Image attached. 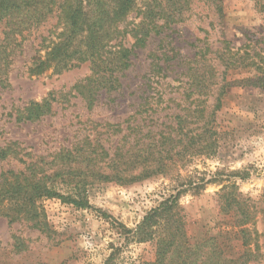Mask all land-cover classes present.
Returning <instances> with one entry per match:
<instances>
[{"label": "rangeland", "instance_id": "rangeland-1", "mask_svg": "<svg viewBox=\"0 0 264 264\" xmlns=\"http://www.w3.org/2000/svg\"><path fill=\"white\" fill-rule=\"evenodd\" d=\"M159 1H135L120 22V28H128L126 46L135 42L144 10L158 11ZM180 1L183 10L176 21L165 22L158 14L153 22L159 31L153 29L143 46H134L122 86L99 90L92 106L75 87L91 74L89 61L33 71L39 49L42 58L49 50L41 46L42 38H49L47 45L61 40L64 25L56 14L26 31L21 47L2 54V61L10 63L3 65L0 83V147L17 144L16 152L0 159V175L24 169L31 160H51L57 151L80 146L86 138L113 150L124 134L133 142L136 127L146 133L175 124V115L184 114L198 97L190 93L192 74L213 66L221 80L226 66L219 55L224 50L231 64L225 76L232 84L216 114L220 143L214 155L196 156L170 174L132 184L94 181L87 187L85 207L44 198L46 226L41 230L25 220L9 224L0 216V264L153 261L155 242L132 240L128 230L190 179L206 182L179 199L188 234L199 243L194 245V264H264V0ZM70 58L77 62L75 55ZM45 99L52 100L48 114L18 119L30 102ZM117 123L122 132L114 127ZM61 192L67 194V189ZM234 195L237 201L228 205L226 198ZM14 235L23 242L22 249L15 247Z\"/></svg>", "mask_w": 264, "mask_h": 264}, {"label": "trees", "instance_id": "trees-1", "mask_svg": "<svg viewBox=\"0 0 264 264\" xmlns=\"http://www.w3.org/2000/svg\"><path fill=\"white\" fill-rule=\"evenodd\" d=\"M135 1L0 0V83L4 82L3 65L10 63L2 61V54L21 47L26 31L39 27L56 14L58 23L64 25L58 33L61 40L47 45L49 38H42L41 46L49 50L42 58L39 49L34 57L33 71L47 69L51 65L71 68L89 61L91 74L75 87L92 106L99 90L109 92L122 86L121 75L131 65L134 46H143L153 29L159 31L153 22L157 15L160 14L165 22L176 21L183 10L180 0H161L156 12L151 7L146 8L144 20L136 25L137 31L133 34L135 42L129 47L123 39L128 28H120V22L124 21ZM18 36L21 41H18ZM74 55L77 62L70 58ZM226 55L224 50L219 56L227 70L231 64ZM226 70L223 76L221 74V80L213 66L207 71L192 74L193 89L190 93L198 97L184 108V114L175 115V124L164 123L165 128L158 132L148 130L144 133L136 127L132 131L135 133L134 141L130 142V134H124L113 150L99 140L86 138L80 146L57 151L51 160H31L24 169L2 171L0 216L6 217L9 224L25 220L33 228L41 230L46 226V213L41 203L44 198L58 197L77 207H85L88 205L87 187L94 181L132 184L156 175L170 174L186 166L196 156L214 155L220 143L216 114L223 107V98L232 84L226 79ZM209 98L212 99L211 105L207 104ZM51 109V99L32 101L22 109L18 119H38ZM120 125L117 123L114 127L122 132ZM13 144L17 142L0 147V159L7 158L12 151L16 152ZM205 185V181L193 179L183 182L175 192L151 208L135 229L128 230L132 233V240L154 241L156 247L153 261L134 264H194V245L199 243H193L188 234L179 199L183 192L199 190ZM60 189H67V194ZM226 201L231 205L237 197L228 196ZM245 220H249L247 211ZM14 238L15 247L22 249L23 242L17 235Z\"/></svg>", "mask_w": 264, "mask_h": 264}]
</instances>
